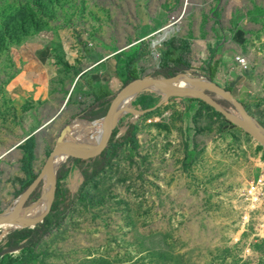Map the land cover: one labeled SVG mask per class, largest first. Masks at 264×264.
<instances>
[{
	"label": "rangeland",
	"instance_id": "rangeland-1",
	"mask_svg": "<svg viewBox=\"0 0 264 264\" xmlns=\"http://www.w3.org/2000/svg\"><path fill=\"white\" fill-rule=\"evenodd\" d=\"M209 4L218 5L221 30L237 22L252 29L250 44L237 47L249 72L221 86L264 126V0H0V126L17 112L6 87L30 53L49 52L70 69L73 49L86 42L96 56L112 57L113 71L129 65L138 77L155 73L171 47L190 67L175 75L204 77L200 40L188 39L187 48L179 39L185 20L155 45L157 30L144 36L143 29L169 24L182 6L187 16ZM111 84L115 92L124 86L117 77ZM149 92L153 106L161 94ZM86 121L65 111L40 134L38 174L62 133ZM131 125V140L83 189L62 223L32 253L12 258L24 264H264V146L198 98L172 97L142 115L123 113L117 139ZM92 147L93 141L73 152ZM65 166L72 173L62 182L76 194L81 171L66 160L59 173ZM13 229L0 233V244Z\"/></svg>",
	"mask_w": 264,
	"mask_h": 264
},
{
	"label": "crops",
	"instance_id": "crops-1",
	"mask_svg": "<svg viewBox=\"0 0 264 264\" xmlns=\"http://www.w3.org/2000/svg\"><path fill=\"white\" fill-rule=\"evenodd\" d=\"M183 7L179 12L182 11ZM218 12L217 4H209L205 10L198 9L193 13L188 12L187 16L184 14L183 22L185 20V24L181 28L179 39L186 47L188 39L200 40L196 44V52L204 54L200 70H202L205 78H207V64L210 60L211 49L214 50L213 58L216 60L217 66L212 80L220 86L223 84L232 86L237 84L244 76L243 74L249 72V70L241 71L238 69L234 56L242 55L237 51V47H240L241 43L250 44L249 38L252 36V29L246 24L242 25V22H237L221 30ZM161 25L162 23H157L151 27L150 24H146L143 29L144 36H149ZM80 47L73 49V63H70V69L62 63L57 64L54 59H51L50 56L52 55L49 52L41 53L37 57L30 53L31 57L22 71L15 79L10 80L6 87L8 99L14 101L17 112L14 113L13 118L4 121L3 124L5 125L0 126V153L6 154L0 162V213L4 212L6 207L15 205L18 198L30 188H28V184L31 175L25 171L24 164L26 151L23 147L27 141L32 137L36 141L33 173L38 175L39 136L52 124L46 126L65 104L67 103L64 112L67 111L72 116L78 114V119H81V115L86 113L90 116H102V113L110 105V99L118 93L115 92L111 80L115 77L122 80L120 76L124 69L113 71L110 68L112 57L109 55L96 56L92 53V49L87 47L86 42H81ZM206 50L207 54L205 55ZM78 57L82 61L81 65L78 62ZM167 62L169 66L173 65L172 61L167 60ZM185 67L184 71L190 68L187 64ZM220 78H223V83ZM95 92H98L100 98L96 96ZM44 126L46 127L41 130ZM91 161L83 162L85 163L83 165L76 164L78 162L73 163L77 165L78 172L81 169L91 172ZM70 163L72 164V161ZM67 171L66 177L72 173V167L67 168ZM80 175L85 180L82 171ZM65 185L68 188L66 183Z\"/></svg>",
	"mask_w": 264,
	"mask_h": 264
},
{
	"label": "water",
	"instance_id": "water-1",
	"mask_svg": "<svg viewBox=\"0 0 264 264\" xmlns=\"http://www.w3.org/2000/svg\"><path fill=\"white\" fill-rule=\"evenodd\" d=\"M183 75H188L189 77L196 79L197 82L191 84H181L178 82V75L164 76L157 73H148L142 76L135 77L125 83L123 88L117 93L115 98L112 100L106 116L101 119L103 121L104 126L103 140L92 151H88L83 155H78L77 153L71 150L65 149V141L69 135H75L77 136V138H81L73 131V129L67 128L60 136L58 143L51 155L49 156L45 166L43 167L42 171L38 174L37 179L33 182L27 192H25L21 197L18 198L15 205L0 213V233H2L6 228H8L13 222L19 220L20 217H27L30 215L32 209L41 199L40 198L38 201L35 202V196L41 190L42 185L45 183V179L51 171L52 167L54 166L55 159L57 158V156H65L67 160L78 163L89 162L93 159L100 157L108 149L112 136L119 125V120L123 113H131L133 115H142L148 113L167 102L170 97L180 96L188 98H198L202 100L205 104H207L217 113L222 115L234 125L242 128L257 142L264 146V134L261 130L257 128L255 123H257L263 129L264 126L261 125L256 120V118L249 113L246 107L235 98L231 90L225 89L222 86L216 84L213 80H209L204 77H192L191 75L186 73H183ZM154 87L158 88L159 90L155 89ZM144 91L157 92L161 94V97L158 102L155 103L153 106H149L144 109H136L130 106H121L122 101L128 95L132 94L133 100L141 92ZM220 99L226 100L231 105H233L237 110V113H235L232 109L226 107L221 102H219ZM66 105L67 103L62 108V110L47 123L46 126L55 122L57 119L60 118V116H62ZM46 126L42 127L41 130H43ZM87 145H90V143L87 142ZM58 180L59 178L57 177L55 189L52 193V201L46 214L40 220L36 221L32 226L11 228H34L38 223L44 221V218L49 214L51 207L54 203ZM8 234L9 232L6 235Z\"/></svg>",
	"mask_w": 264,
	"mask_h": 264
},
{
	"label": "trees",
	"instance_id": "trees-1",
	"mask_svg": "<svg viewBox=\"0 0 264 264\" xmlns=\"http://www.w3.org/2000/svg\"><path fill=\"white\" fill-rule=\"evenodd\" d=\"M176 50H177L176 48H173V50H171V47L165 50L166 51L165 55H166L167 60L172 61L173 65L169 66L168 62L166 61L165 63L162 64V66H160L155 71V73L161 74L164 76H173L177 72H183L185 70L186 64L181 61V58L178 56V54H176L177 53ZM213 52L214 50L211 49L210 60L207 64L206 77L209 80L213 79L215 71H216V66H217V62L213 58L214 57ZM123 69H124L122 71L123 74L120 77L124 81V85H125V83L137 77V75L135 74L133 70L131 71L129 65ZM177 79H178V76H177ZM95 93H96V96L100 98V96H98V92H95ZM116 95L117 93L110 99V104ZM142 96L146 98L145 103L138 105L137 101ZM219 102H221L224 105H230V103L227 102L226 100H219ZM152 103H154V97H153V93L149 91L141 92L133 100V106L136 109L147 108L151 106ZM108 108L105 110V112L102 113V116H99V115L90 116L88 113H86V114L81 115L80 118L91 121V122L98 121L106 116ZM132 135H133L132 125L129 126L124 137L119 138V139H117V131L115 130L108 149L100 157L91 161L92 162L91 172H88V170L83 171L81 169L82 174L85 177V180L76 194H72L69 191V189L66 187L65 183L62 182L68 173L67 166L63 167L59 173L58 185L56 186V192H55V200H54V203L51 207L49 214L44 218L43 222L38 223L34 228L13 229L9 232L6 238V242L0 244V264H24V262L21 260L16 261L15 259H13L12 255L17 251H22V252L26 251V252L32 253L34 249L43 240V238L47 234H49L51 231L56 229L62 223V221L67 216L70 209L72 208L73 204L77 200L82 199L84 197L83 189L95 177H97L100 173H102L106 167L109 166L112 160L116 157L119 149L122 146H124L126 142H129L131 140ZM103 136L104 135L97 136L93 139V147H96L102 142ZM35 147H36V141L34 137L30 138L27 141V144L25 145V147H23L26 151V156L24 159L25 171L31 175V180L28 184V188L33 184V182L38 177V175L33 173V162L35 160ZM76 164L83 165L85 163H76ZM43 187H44V184L42 185L41 190L36 194L35 196L36 200L40 199Z\"/></svg>",
	"mask_w": 264,
	"mask_h": 264
},
{
	"label": "bare ground",
	"instance_id": "bare-ground-1",
	"mask_svg": "<svg viewBox=\"0 0 264 264\" xmlns=\"http://www.w3.org/2000/svg\"><path fill=\"white\" fill-rule=\"evenodd\" d=\"M186 10V8L184 7ZM171 27H165L161 32L157 33L152 43L155 45L158 42L166 39L172 32ZM178 82L181 84H191L197 82L196 79L189 77L188 75L180 74L178 75ZM159 90L158 88L154 87ZM133 98V95L130 94L122 101V107L130 106V102ZM80 122V121H77ZM83 122V121H81ZM98 122H84L77 123V126L73 128V131L79 135L81 138H77L75 135H69L65 141V149L71 151H80L83 147L87 146V142L91 143L93 139L97 136L104 135V126L103 124L97 127ZM257 128L262 131L264 134V129L261 128L257 123H255ZM68 140V141H67ZM75 143V144H74ZM65 156H57L55 159L54 166L46 177L44 183L43 195L41 197V202L37 203L36 206L30 212V215L27 217H20L19 220L13 222L8 228L5 229V232L8 231L11 227H28L32 226L36 221L40 220L48 211V208L52 201V193L55 189L57 177L59 170L63 165V162L66 161Z\"/></svg>",
	"mask_w": 264,
	"mask_h": 264
},
{
	"label": "built area",
	"instance_id": "built-area-1",
	"mask_svg": "<svg viewBox=\"0 0 264 264\" xmlns=\"http://www.w3.org/2000/svg\"><path fill=\"white\" fill-rule=\"evenodd\" d=\"M185 14V11L182 9L181 12H179L177 14V16L175 17H172L169 24L159 28L156 33H159L161 32L165 27H168V26H172L173 27V31L171 33H173L174 31L175 32H178L179 29L181 28L182 26V22H183V16ZM174 32V33H175ZM173 33V34H174ZM234 60L235 62L237 63V65L240 67V69L242 71H247L248 70V66H249V63H248V60L245 56L241 55V54H237L236 56H234ZM202 77V76H201ZM5 155L6 154H3L2 152L0 153V162L5 158ZM6 236V235H5Z\"/></svg>",
	"mask_w": 264,
	"mask_h": 264
}]
</instances>
